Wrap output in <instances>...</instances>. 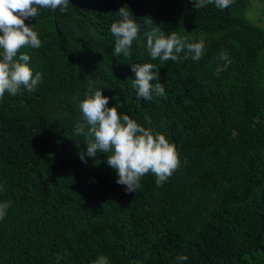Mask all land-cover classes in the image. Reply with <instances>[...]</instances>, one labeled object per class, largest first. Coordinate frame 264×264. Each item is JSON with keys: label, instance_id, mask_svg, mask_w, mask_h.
Here are the masks:
<instances>
[{"label": "trees", "instance_id": "obj_1", "mask_svg": "<svg viewBox=\"0 0 264 264\" xmlns=\"http://www.w3.org/2000/svg\"><path fill=\"white\" fill-rule=\"evenodd\" d=\"M252 2L0 0V264H264Z\"/></svg>", "mask_w": 264, "mask_h": 264}, {"label": "rangeland", "instance_id": "obj_2", "mask_svg": "<svg viewBox=\"0 0 264 264\" xmlns=\"http://www.w3.org/2000/svg\"><path fill=\"white\" fill-rule=\"evenodd\" d=\"M252 1L248 15L256 24L264 27V3L257 0Z\"/></svg>", "mask_w": 264, "mask_h": 264}]
</instances>
